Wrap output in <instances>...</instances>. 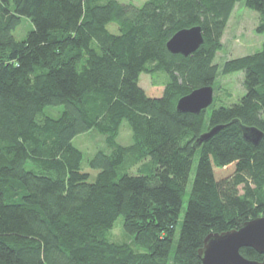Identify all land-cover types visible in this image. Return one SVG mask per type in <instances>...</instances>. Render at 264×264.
<instances>
[{"label": "trees", "instance_id": "1", "mask_svg": "<svg viewBox=\"0 0 264 264\" xmlns=\"http://www.w3.org/2000/svg\"><path fill=\"white\" fill-rule=\"evenodd\" d=\"M238 1L0 0V264H202L207 234L264 216V43L221 66L223 75L243 74L235 103L209 115L175 108L193 89L213 87ZM244 5L264 32V0ZM23 16L33 28L17 41ZM192 26L202 44L186 56L168 51V39ZM143 72L165 74L151 84L162 86L160 96L140 86ZM123 123L135 156L118 142ZM240 124L262 131L257 145ZM87 132L103 142L86 159L93 179L73 143ZM136 159L148 163L130 173ZM120 216L133 245L109 239ZM240 253L264 257L250 247Z\"/></svg>", "mask_w": 264, "mask_h": 264}, {"label": "rangeland", "instance_id": "2", "mask_svg": "<svg viewBox=\"0 0 264 264\" xmlns=\"http://www.w3.org/2000/svg\"><path fill=\"white\" fill-rule=\"evenodd\" d=\"M124 3H131L134 5H141L145 0H118ZM245 0H240L235 3L232 12L227 21V25L221 38V48L216 53L214 62L218 64L219 69L215 83L213 85V101L209 107L206 108V115L214 107L219 105H229L235 103L244 93L243 89V74L242 72H234L229 75L221 73V66L223 63L231 58L240 57L251 54L259 50L264 43V32H257L256 27L260 22L257 12L245 7ZM33 28V24L28 17L23 16L20 24L13 30V36L17 41L23 40L28 31ZM108 29L112 32H117L116 24H109ZM151 64H149V67ZM165 79L164 73L159 72H143L139 76V84L142 86L149 96H160L162 93V86H151L154 81H163ZM60 107H48L46 112L52 116H57L60 113ZM118 142L126 145L131 150L134 156L136 152L132 146V135L126 123H123L119 130ZM73 143L82 150L83 170L90 174L93 179L97 171L90 169L86 164V159L91 156L97 149L103 147L102 137L95 132H87L76 136ZM137 157V156H136ZM196 159L192 165L190 173V182L193 178ZM148 159L137 160L133 166L130 167V173H137L146 166ZM189 183L187 191L189 190ZM187 202V195L183 198L182 211L179 216L181 221L183 212ZM109 239L112 242H127L131 245L132 239L127 235L123 229V219L118 217L109 233Z\"/></svg>", "mask_w": 264, "mask_h": 264}, {"label": "water", "instance_id": "3", "mask_svg": "<svg viewBox=\"0 0 264 264\" xmlns=\"http://www.w3.org/2000/svg\"><path fill=\"white\" fill-rule=\"evenodd\" d=\"M203 42L200 26H192L175 32L166 42L171 53L184 56L194 52ZM213 101V87L211 85L193 89L190 93L180 97L175 105L178 112L199 114L211 105ZM223 125H215L202 132L194 141L198 148L203 142L213 136ZM242 136L246 141L257 145L263 133L254 126L240 124ZM243 247H250L264 255V216L245 221L239 228L223 232L207 234L203 245L198 249V256L202 264H264L261 260H251L240 253Z\"/></svg>", "mask_w": 264, "mask_h": 264}]
</instances>
